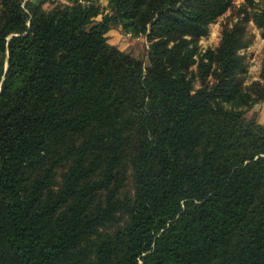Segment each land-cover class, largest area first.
<instances>
[{"label":"trees","instance_id":"trees-1","mask_svg":"<svg viewBox=\"0 0 264 264\" xmlns=\"http://www.w3.org/2000/svg\"><path fill=\"white\" fill-rule=\"evenodd\" d=\"M51 4L0 0V264H264V57L245 87L240 23L198 48L231 0Z\"/></svg>","mask_w":264,"mask_h":264},{"label":"rangeland","instance_id":"rangeland-1","mask_svg":"<svg viewBox=\"0 0 264 264\" xmlns=\"http://www.w3.org/2000/svg\"><path fill=\"white\" fill-rule=\"evenodd\" d=\"M32 1L44 2V8L49 9L52 7V2L65 3L66 0ZM93 1H96L99 4H101L100 2H104V0ZM255 2H258V0H255ZM242 4H245V0H231V6L228 10L211 22L207 27V33L199 38L198 48L200 54L207 49H216L219 46L222 32L225 29L232 28L235 24L240 23L242 26V37L247 42L245 48L239 50V55L242 57L244 66L243 73L241 74L242 85L246 87L252 82L261 80L260 73L262 59L264 57V37L261 34L260 28L252 19L253 9L249 5L242 9ZM107 39L110 45L117 47L122 52L130 54L138 60H141L145 67L149 65L146 57L149 44L144 36L132 37L125 33L119 26L114 25L108 32ZM245 118L247 120L255 119L258 123L264 126V103L255 105L245 114ZM130 184L129 176H127L122 194L132 193V186ZM124 218V213H116L114 216V219H116L115 222L112 221L107 223L99 231L108 233L115 231Z\"/></svg>","mask_w":264,"mask_h":264},{"label":"crops","instance_id":"crops-1","mask_svg":"<svg viewBox=\"0 0 264 264\" xmlns=\"http://www.w3.org/2000/svg\"><path fill=\"white\" fill-rule=\"evenodd\" d=\"M102 5H105L106 4V1L104 0V2H100Z\"/></svg>","mask_w":264,"mask_h":264}]
</instances>
